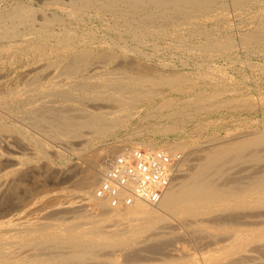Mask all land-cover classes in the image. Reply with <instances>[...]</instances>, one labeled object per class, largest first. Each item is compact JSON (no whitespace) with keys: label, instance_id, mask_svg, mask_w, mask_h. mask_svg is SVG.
Wrapping results in <instances>:
<instances>
[{"label":"bare ground","instance_id":"bare-ground-1","mask_svg":"<svg viewBox=\"0 0 264 264\" xmlns=\"http://www.w3.org/2000/svg\"><path fill=\"white\" fill-rule=\"evenodd\" d=\"M42 1L47 3L50 7L53 5L56 9H59V11H66L65 13L68 14V19L69 17L78 18L80 13L83 14V11H93L94 14H92L96 16V18L99 16L100 12H107L114 22L113 26L120 24L126 25V30L130 31L136 40H143V42L145 39H142V37H144L143 35L145 32L162 34L163 37V34H166L164 23L171 20L172 22L174 21L175 24L176 21L177 25H175V31H179L180 36L175 38L174 46L189 49L190 51H193L197 47L203 52H207L210 56H212L211 53L214 52V50L219 51L218 49L220 48L223 50V48L233 46L234 41H236L239 36H237L236 40L231 39L233 40L232 42L230 40L231 36L228 38L229 35H226L227 31L226 33L224 32L228 38H226L225 41L223 37L222 40L220 37L217 38L209 34L205 37V40L200 42L195 48L185 45V34L189 32L196 34V31L198 29L200 30L201 24L199 22L204 19L203 17L201 19V14L212 11L214 13V20H217L219 24L224 23V25H221L224 29L226 28L225 25L228 22H226L224 18L223 11L225 12V10H222V12L220 11L223 14L222 17L219 16L221 15L219 12L221 9L218 10L216 8L218 11L215 9L216 5H219V8L222 7L223 9L224 0ZM241 1L247 0H232L231 4L233 5L234 3L235 6H238L239 11L236 14L240 13V15L242 14L244 16L246 15V11L243 9V4L246 2L242 3ZM261 2L263 1L261 0ZM41 4L43 5V3ZM15 6L14 3L12 9L0 12V86L1 84L3 85L4 78L6 79L14 74V77L17 78V80L14 81L15 85L13 87L11 83L7 84L9 86H7V91H5V89L3 93H0V264H264V90L258 95L256 94L258 97L260 96V101L258 98L257 99L259 101L258 103L262 106L261 116L263 115V118H261L262 123L258 127L253 126V128L243 129L238 133L235 132V134L230 133L231 136H229V134L228 136L225 135L218 138L217 135V138L215 137L214 140L208 139V141H205L197 149H193L195 147L191 148L195 143L191 142L190 146L189 143L186 142L188 139H186V141L182 139L184 142L181 141V143L179 140H177L179 143L169 141L168 143H164L163 141L161 145H155L149 140L145 141V139L142 141L131 140L129 142L122 139L123 141L120 142L119 140V143L108 142L103 148L100 147V149H95L86 153L82 159L80 158L81 160L79 162L76 163L74 161L76 164L73 165V169L75 172L77 170L79 174L75 176L77 178L74 180L75 183L71 187L72 189H62L63 193L59 196L55 195L56 199L54 202H52L50 198L52 197L53 191L51 194L47 192L50 196L46 193L48 195H44L46 199L43 197L45 201L42 198L43 201L39 199V201L44 203H36L39 197L35 196L36 190L41 189L43 191L46 182L48 183L49 180L65 182V180L69 178V173H71L69 168L53 167L50 157H61L64 151H80V148L85 146L86 142L89 141V138L87 139L85 137V133L84 137L87 141L81 140L74 142L78 139H76V137L80 136L81 130H84L82 127L85 129L89 127V130L93 127L94 131H92L95 135L89 134L90 131H87V134L90 135V140H94L97 136L100 137L106 131L108 133V129L111 130L128 119L132 109L129 106H132L131 103L137 101L143 103V100H148L156 95L157 93H154L153 86L158 82V84H161V81H164L168 86L169 84L173 86V83L176 85V80L189 81V78H183L182 75H180L182 77L178 75L173 76V74L170 77L169 75L168 77L164 75L166 79H163V76L161 77L160 74L155 76V73V75L153 74L154 77H149L147 72L148 68L143 70L144 67H142V64L139 63L137 59L140 65L137 63L138 66L136 62H134L138 68L131 67L130 63L132 62L129 63L130 68H135L136 72L138 70L141 71H138L137 74L134 75L131 73L129 74L126 68L124 71H120L123 67L119 68L118 66H113L116 63L110 64L113 68H108V66L103 67L104 63H100V65L99 60H93L94 58L91 60L93 50L90 43L89 45L86 43L85 37L82 35V39L79 40L77 36L79 33L76 34V32H73V29L67 28L66 22L61 20L58 17L59 15L56 16L57 14L50 11V15H47L45 9V11L42 12L43 6L41 7L40 13L37 11V15V9L34 8L35 6L32 7L26 3L25 5L24 3L23 5L18 3L17 6ZM183 10H187V14L183 13V16L179 15L180 17H176V15L179 13L181 14ZM249 14L247 16L248 19H250ZM252 14L253 15L250 14V16L253 17L251 20L256 19L258 23V25L256 24L253 26L257 28L253 30L251 28L252 31L248 28V32H242L240 34V40L244 43L256 44L255 46H264V4L259 12ZM79 16L81 17V15ZM105 22H107V20H105ZM71 23L70 25L73 26ZM81 23L83 22L81 21ZM112 24L113 23L109 25L111 26ZM76 25L74 24L75 28ZM109 27L107 31L110 30ZM113 29L115 28L113 27ZM80 31L86 32L83 31L81 27ZM119 36L118 34V37ZM193 36L194 35H192V37ZM107 37L109 38V36ZM192 37L190 36L189 38L192 39ZM240 40L239 43H241ZM90 42H92L91 38ZM80 43L84 45L77 48L75 45ZM101 44L102 43H100V45ZM242 44L243 43H241V45ZM96 47L97 46H95V48ZM131 47L134 48V46ZM243 47H246L245 50H247V46ZM250 47L252 48L251 45ZM97 48H99V46ZM135 48L139 49L138 46ZM141 48L142 47H140L139 50H141ZM233 48L234 47H232V49ZM130 50H128L129 53ZM105 53L107 57V52ZM116 53L118 54V52ZM99 56L100 55L97 57L99 58ZM109 56H112V54H108V57ZM113 58L115 60L116 57ZM108 60L110 59L108 58ZM140 62L143 63L144 61ZM143 64H145V62ZM145 65L147 66V64ZM206 68L207 70L209 68L211 69V67L205 66V69ZM130 71L132 70L130 69ZM170 74H172L171 71ZM188 74L189 73H187V75ZM207 74L210 75L212 73L208 72ZM150 75L152 76V74ZM209 75H207V78ZM184 76L186 75L184 74ZM211 76L214 75H210V77ZM210 77L208 79H210ZM193 78L195 79V77ZM196 79L195 81L197 82ZM215 79L218 78L215 77L213 81ZM9 82H11V80ZM196 82L193 81V83ZM178 84L180 83H177V86H179ZM209 84L211 85V83ZM205 85H208V83ZM229 85L231 86L232 84ZM168 86L166 88H168ZM166 88L164 87L162 91ZM169 88H171V86ZM177 88H174L176 92L177 90L179 91ZM186 88L188 89V87ZM203 88H201V90ZM183 89L184 87L181 90ZM196 89H198V87ZM229 89H226L227 92H233L232 90H234V88L232 90L230 89V91ZM171 90L173 91V88ZM218 90L215 91L216 94ZM104 93H111L112 98L109 97V99H113L115 102L117 101L119 106L115 107V103L113 107L111 105L112 102H108L109 104L107 103V105L97 104L100 103V101L99 99L96 101L95 98L101 97L100 95ZM197 93H199V91ZM172 94L174 95V93ZM216 94L214 93V97H216ZM242 94H245L244 97L251 95L250 93H248V95L246 93ZM161 95L162 94H160V96ZM204 95L205 99L207 94ZM88 96H93L95 99L94 101H96L94 103L97 104L96 106L92 105L90 108L91 110L88 109L90 107V102L86 105L88 108H84V100L86 97L88 98ZM177 96L174 97L177 98ZM211 96H213V94ZM214 97H212L213 101ZM240 97H242L241 94ZM101 98L106 100L108 97L104 98L102 96ZM229 98H227V102L230 104L236 96L234 98L232 97L233 99ZM109 99L108 101H110ZM169 99L165 98L162 103L156 105L157 110H164V108L170 106L173 107L174 103H170L171 101H169ZM184 99H182V101ZM217 99L219 98L217 97ZM236 99L238 100V98ZM248 99L250 102L251 98ZM90 100L92 101L93 99ZM188 100L189 98L187 101ZM177 101H175V103ZM179 101H181V99ZM241 101L242 99L240 102ZM159 102L157 101V104ZM217 102H215V104H217ZM222 102H224V100ZM222 102L219 104L221 105ZM249 102L247 101L245 104L248 105ZM92 103L93 102H91V104ZM150 103L153 104L152 102ZM183 103H185V101ZM176 105L175 107L177 108L172 109L174 112L172 116L176 113L179 114L178 112L181 113V111L177 110L178 106ZM202 105L199 106L202 107ZM240 105H242V103ZM251 105L252 103L250 107ZM181 106L183 105L179 107ZM242 106L238 108H241L240 111H245L243 108L247 106L245 105L243 108ZM209 107L210 106L207 108ZM214 107H217V105ZM235 107L236 106L233 108ZM253 107H256V105ZM228 108L231 109V107ZM195 109L193 110L195 111ZM135 110L138 111L139 109ZM233 110L231 113H233ZM167 111H165V113ZM169 111L172 112L171 110ZM198 111L199 109L197 113ZM157 112L160 116V112ZM153 114L151 116H153ZM202 114H204V112H202ZM236 114L238 113L236 112ZM163 115L165 114H162L161 118ZM189 115L190 113L188 117L191 118L192 116L190 117ZM182 117L184 118L185 115ZM255 117L257 116L255 115ZM180 119L182 118H179V120ZM171 120L174 121L176 118ZM183 121L185 120L183 119ZM152 122L145 125L147 126L149 124L150 129H148V131L150 130V133H167L176 129V125L174 124H163L159 122V124H157ZM202 122L203 121H201V123ZM141 128L139 129L141 130ZM126 131L125 134H127ZM135 131L136 130H134V134L137 132ZM81 136L80 138L83 137ZM130 136L131 134L129 137ZM141 146H150L159 151L163 150L171 156H173V154H181L175 168L177 174L174 180L168 186L160 200L155 204L139 201L126 192L105 193L101 189L103 171L107 167L103 159L108 156L114 159L116 156H122L127 150L132 151ZM85 150H87V148ZM248 160L252 163H244L246 166L250 165L248 169H242L241 167L240 171L236 169L237 165ZM244 165H242L243 168ZM74 170H72L73 174ZM67 182L68 181H66V183ZM51 184L52 183L49 184L50 187H52ZM49 191H51V189H49ZM40 193L37 192L38 195H41ZM8 194H10L12 198L13 204H11V206L3 204L4 197ZM47 197L50 198V202ZM52 207L56 210L52 211Z\"/></svg>","mask_w":264,"mask_h":264},{"label":"rangeland","instance_id":"rangeland-1","mask_svg":"<svg viewBox=\"0 0 264 264\" xmlns=\"http://www.w3.org/2000/svg\"><path fill=\"white\" fill-rule=\"evenodd\" d=\"M16 1V0H15ZM14 0H1L0 1V12L2 11V12H5V10L7 11V10H10V9H12V7H14V3H15V5L17 6V4L19 3V4H22L23 5V3H24V5H25V3L27 4V5H29V6H32V7H34L35 9H37L36 10V15L38 14V13H40V10H41V7H42V12H44L45 10V12H46V14L48 15H50V12H52V13H55V14H57L56 16H58L61 20H63V21H65L66 22V26H67V28H71V29H73V32L75 33L76 32V34H78L77 36H78V38H79V40H81L82 39V37L84 36L85 37V39H86V43L89 45V43H90V46H91V48H92V54L93 55H91L92 57H91V60L93 59V60H99V64L101 63H104L103 64V67H106V66H108V68H110L111 66H110V64L112 65V64H114V63H116V64H114L113 66H118L119 68L120 67H123V68H121L122 70H120V71H124L125 70V68H126V70H127V72L130 74H132V75H134V74H137V72L138 71H140V70H138L137 72H136V69L135 68H130V66L131 67H136V68H138V66L140 65L139 63H141L142 64V67H144V69L143 70H146L147 68H148V70H147V72H148V75H149V77H154V75L155 76H158L159 74L161 75V77L163 76L164 78L163 79H166V77H168V75H169V77L170 76H172L173 74V76H175V75H178L179 77H182L183 76V78H185V77H188L189 79V81H178V80H176L177 82H176V85L173 83V86H172V84H169V86L166 84V82H164V81H161V84H156V85H154L153 87V90L155 91H153L154 93H157L156 95H154L152 98H150V99H148V100H143V103L141 102V101H137L138 102V104H137V102H135V103H131L132 104V106L131 105H129L132 109H131V112H130V115L128 116V119H126L123 123H121L119 126H116L115 128H113V129H111V130H109L108 129V133H109V135H108V133H107V131L103 134V135H101L100 137H101V139H100V137L99 136H97V138H95L94 140L93 139H91L90 140V135L89 134H94V129H93V127H91L90 128V130L88 129L89 127H87L86 129L84 128V127H82L84 130H81V134H80V136L82 135L83 137H84V134H85V137L89 140V141H87V139H85V137L83 138L82 136V138H80V136H77L76 137V139L77 140H75L74 142H77V141H87L86 142V145L85 146H83V147H81L80 148V151L79 150H76V151H64V153L61 155V157H56V156H52V157H50L51 158V164H52V166L54 167L55 166V168H57V166H58V168L60 167V168H62V167H66V168H69V171L71 172V173H69V178L68 179H66L65 180V182H60V181H56V180H49L48 181V183L46 184L45 183V187H44V189H43V191L41 190V189H39V190H36V194H35V196L36 197H38L37 198V201H36V203L38 204L39 202L40 203H42L41 201H45V199H46V197L45 196H50V194L52 193V191H53V194H52V197H50L51 198V200H52V202H54L55 201V199H56V196H59L61 193H63V190L62 189H70L72 186H73V184L75 183L74 182V180L77 178V177H75V176H78V174L79 173H77V170H76V172H75V170L73 169V165H75L77 162H79L83 157H84V155L86 154V153H88V152H90V151H92V150H95V149H100V147L101 148H103V146L104 145H106V144H108V142L110 143H119V140H120V142L121 141H123V140H125V141H142V140H144L145 139V141H151L153 144H157V145H161V144H163V141H164V143H168V141L169 142H173V143H179V141H180V143H181V141L182 142H184V141H186V139H188L186 142H188L189 143V145L191 144V142L192 143H195L194 145H196V146H191V148H193V147H195V148H193V149H197V148H199L200 147V145H202L205 141H208V139L210 140H214L215 139V137L217 138V135H218V138H220V136L222 137V136H225V135H229L230 133H234L235 134V132L236 133H238V132H240V131H242L243 129L245 130V129H250V128H253V126L254 127H258V126H260L261 125V123H262V119L261 118H263V115L261 116V114H262V112H261V105H260V103H258L259 101H260V99H259V97L257 96L262 90H264V46H260V45H257V46H255L256 44H248V42L247 43H244V42H242V40H240V34L242 33V32H244V33H246V32H248L249 30H251V28H252V30L253 29H255V28H257L256 26H253V25H258V23H257V20L256 19H252L251 20V18H253L252 16H250V14L251 15H253L252 13H254L255 14V12L257 13V12H259L261 9H262V5L264 4L263 2H264V0H262L263 2H261V0H247V1H241L242 3H244V2H246V3H244L243 4V9L246 11V15H240V13L239 14H236V13H238V6H235L234 5V3H233V5L231 4L232 2V0H224L225 2H224V6H225V8H224V6H223V9H222V7L221 8H219V5H216L215 6V9L217 8L218 10L219 9H221V10H219V12L221 11L222 12V10H225V12L223 11V13H224V18L226 19L225 21L226 22H228V23H226V25H225V29L223 28V26L222 25H224V23H218V21L217 20H214V13L212 12V11H210V12H208V13H204V14H201L202 16H200L201 17V19H202V17L204 18V19H200L201 21L199 22L200 24H201V26H200V30L198 29L197 31H196V34L195 33H191V32H189L188 34H185V36H184V41H185V45H187L188 47L190 46H192V47H196V46H198V44L200 43V42H202L203 40H205V37H207V35H214V37H217V38H224V41L226 40V38H227V36H228V38L231 36V38H230V40L231 39H234V40H236V38H237V36H238V38H237V40L236 41H234V43H233V46H231V47H227V48H223V50H222V48H220V49H218L219 51H217V50H214V52H212L211 53V55L212 56H210L207 52L205 53V52H203L201 49H199V48H195L193 51H190L189 49H185V48H182V47H175L174 46V40H175V38L176 37H178V36H180L179 34H180V32L178 33L177 31H175V25H177V22L175 21V24H174V21L172 22L171 20L170 21H168V22H165L164 24H165V29H166V34H163V37H162V34H156V33H153V34H155V35H153V34H151V32H145V34L143 35L144 37H142V39H145L144 40V42H143V40L142 41H140V40H136L134 37H133V35L130 33V31H128V30H126V25H122V24H120V25H116V26H113L114 25V22L112 21V19L110 18V14H108L107 12H100L99 13V16H97V18H96V16H93V14H94V12L93 11H91V10H89V11H83V14L82 13H80L79 15H81V17L78 15V18L76 17V18H70L69 17V19H68V14L67 13H65L66 11H63V10H60L59 11V9H56L53 5L50 7V6H48L47 5V3H44L42 0H29V1H27V0H17L16 2H15ZM22 1V2H21ZM42 1V2H41ZM44 1H49V0H44ZM59 1H63V0H59ZM65 1V0H64ZM220 1V0H219ZM218 1V2H219ZM228 1V2H227ZM252 1V2H251ZM4 4H3V3ZM260 2V3H259ZM11 3V4H10ZM38 3V4H37ZM41 3H43V5L41 4ZM226 3V4H225ZM253 3H255V4H253ZM45 4H46V6H45ZM253 6H252V5ZM258 6H257V5ZM261 4V5H260ZM4 7H3V6ZM227 5V6H226ZM9 6V7H8ZM15 6V7H16ZM40 6V7H39ZM46 8H45V7ZM218 6V7H217ZM233 6H235V7H233ZM245 6H247V7H245ZM260 6V7H259ZM7 7H8V9H7ZM50 7V8H49ZM228 7V8H227ZM258 7V8H257ZM2 8V9H1ZM40 8V9H39ZM254 8V9H253ZM45 9V10H44ZM54 9H56V10H54ZM216 9V10H217ZM234 9V10H233ZM217 10V11H218ZM236 10H237V12H236ZM255 10V11H254ZM37 11H39L38 13H37ZM50 11V12H49ZM53 11H55V12H53ZM184 11V10H183ZM182 11V13L180 14H178V15H176V17L177 16H183L184 14H187V10L186 11H184L183 12ZM247 11H248V13H247ZM62 12V13H61ZM84 12H86V13H84ZM186 12V13H185ZM220 12V13H221ZM228 12V13H227ZM251 12V13H250ZM51 13V14H52ZM93 13V14H92ZM184 13V14H183ZM210 13V14H209ZM219 13V14H220ZM250 13V14H249ZM54 14V15H55ZM103 14V15H102ZM183 14V15H182ZM225 14H227V15H225ZM235 14V15H234ZM248 14H249V18L250 19H248ZM88 15H90V16H88ZM101 15V16H100ZM223 14L221 13V15H219V16H222ZM240 16V19H239V16ZM64 16H65V18H64ZM88 16V17H87ZM93 16V17H92ZM179 16V17H180ZM208 16V17H207ZM238 16V17H237ZM107 17V18H106ZM206 17V18H205ZM223 17V16H222ZM242 17V18H241ZM246 17V18H245ZM91 20H90V19ZM80 19V20H79ZM87 19V20H86ZM96 19V20H95ZM176 19H179V18H176ZM241 19H243V20H241ZM247 19V20H246ZM74 20V21H73ZM77 20H78V22H80V23H78L77 22ZM85 20V21H84ZM89 20V21H88ZM97 20H99V21H97ZM105 20H107V22H105ZM173 20V19H172ZM227 20H229V21H227ZM239 20V21H238ZM69 21H70V23L74 26V24L76 25V23H77V25H76V28H75V26L73 27V26H71L70 25V23H69ZM76 21V22H75ZM81 21L83 22V23H81ZM95 21H96V23H95ZM112 21V22H111ZM203 21V22H202ZM87 24H86V23ZM101 22H102V24H101ZM172 22V23H171ZM215 22V23H214ZM243 22H244V24H243ZM248 22V23H247ZM250 22V23H249ZM89 23H90V25H89ZM94 25H93V24ZM105 23H109V24H111V23H113L111 26L108 24V26H107V24H105ZM168 23V24H167ZM217 23V24H216ZM68 24H69V26H68ZM79 24H80V26H79ZM83 24V25H82ZM173 24V25H172ZM200 24H197V25H200ZM222 24V25H221ZM242 24V25H241ZM100 26V28H99V26ZM102 25V26H101ZM170 25V26H169ZM214 25H216V26H214ZM220 25V26H219ZM245 25V26H244ZM249 25V26H248ZM88 26V27H87ZM95 26V27H94ZM105 26H107V27H104ZM110 26V27H109ZM134 26V25H133ZM168 26V27H167ZM214 26V27H213ZM221 26H222V28H221ZM227 26H229V27H227ZM251 26V27H250ZM80 27H81V29H83V31H86V32H82V31H80ZM110 28V30H108L107 31V28ZM113 27L115 28V29H113ZM119 27V28H118ZM219 27V28H218ZM95 28V29H94ZM98 28V29H97ZM125 28V29H124ZM208 28H210V29H208ZM248 28H249V30H248ZM114 30V32H113V30ZM221 29V30H220ZM227 29H229V30H227ZM76 30V31H75ZM78 30H79V32H78ZM89 30H90V32H89ZM92 30V31H91ZM94 30V31H93ZM101 30V31H100ZM112 30V31H111ZM207 30V31H206ZM217 30V31H216ZM225 30V31H224ZM247 30V31H246ZM251 30V31H252ZM171 31V32H170ZM193 31V30H192ZM228 31V32H227ZM176 32V33H175ZM212 32V33H211ZM222 32V33H221ZM227 32V36L225 35V33ZM61 33V32H60ZM80 33H82V34H80ZM84 33V34H83ZM87 33H88V35H87ZM100 33V34H99ZM102 33V34H101ZM104 33H106V34H104ZM121 33V34H120ZM229 33V34H228ZM239 33V34H238ZM98 34V35H97ZM118 34L120 35L119 37H118ZM129 34V35H128ZM147 34V35H146ZM190 34H192V35H194L193 37H192V35H190ZM219 34V35H218ZM221 34H222V36H221ZM224 34V35H223ZM81 37H80V36ZM83 35V36H82ZM86 35V36H85ZM103 35V36H102ZM105 35V36H104ZM111 35V36H110ZM156 35H158V36H156ZM161 37H160V36ZM169 35V36H168ZM187 35V36H186ZM192 37V39L191 38H189L190 36ZM198 35V36H197ZM94 36H95V38H94ZM100 36V37H99ZM107 36H109V38L107 37ZM130 36V37H129ZM153 36V37H152ZM166 36V37H165ZM182 36V35H181ZM86 37H88V38H86ZM99 37V38H98ZM104 37V38H103ZM114 37V38H113ZM116 37V38H115ZM128 37V38H127ZM233 37V38H232ZM90 38H91V41L92 42H90ZM106 38H108V39H106ZM123 40H122V39ZM125 38V39H124ZM130 38H132V39H130ZM189 38V39H188ZM223 38H222V40H223ZM227 38V39H228ZM98 39H100V40H97ZM102 39V40H101ZM115 39V40H114ZM128 39V40H127ZM130 39V40H129ZM186 39V40H185ZM191 39V40H190ZM195 39V40H194ZM89 40V41H88ZM132 40V41H131ZM239 40L241 41V43H243L242 45L243 46H247V50H245L246 49V47H243L242 45H241V43H239ZM88 41V42H87ZM105 43H104V42ZM124 41V42H123ZM232 42H233V40H231ZM125 42H126V44H125ZM148 42V43H147ZM194 42V43H193ZM235 42H237V43H235ZM100 43H102L101 45H100ZM104 43V44H103ZM110 45H109V44ZM120 45H119V44ZM137 43V44H136ZM142 45H141V44ZM82 43H80V44H76L75 46L77 47V48H79V46L80 47H82L84 44H82ZM86 44V45H87ZM97 44V45H96ZM107 44V45H106ZM117 44V45H116ZM124 44H125V46H124ZM128 44V45H127ZM173 44V45H172ZM191 44V45H190ZM234 44H235V46H234ZM248 44V45H247ZM99 46V48H95V46ZM111 45H113V46H111ZM141 45V46H140ZM250 45L252 46V48L250 47ZM110 46V47H109ZM131 46H134V48L133 47H131ZM138 46V48L140 49V47H142L141 48V50H139V49H137V48H135V47H137ZM260 46V47H259ZM108 47V48H107ZM113 47V48H112ZM114 47H115V49H114ZM117 47V48H116ZM119 47V48H118ZM125 47V48H124ZM127 47V48H126ZM232 47H234L233 49H232ZM259 47V48H258ZM263 47V48H262ZM94 48V49H93ZM121 48V49H120ZM182 48V49H181ZM122 49H123V51H122ZM126 49H128V50H130V53L128 52V50H126ZM180 49V50H179ZM226 49H229V50H226ZM263 50V51H260V50ZM104 50V51H103ZM114 50H115V52H114ZM119 50V51H118ZM133 50V51H132ZM160 50V51H159ZM195 50H196V52H195ZM199 51V53H198V51ZM220 50H221V52H220ZM97 51V52H96ZM110 51H113V52H110ZM132 51V52H131ZM141 51V52H140ZM179 51V52H178ZM181 51V52H180ZM185 53H184V52ZM201 51H202V53H201ZM226 51V52H225ZM99 52V53H98ZM105 52H107V57H106V53ZM116 52H118V54L116 53ZM120 52V53H119ZM143 52V53H142ZM218 52V53H217ZM235 52V53H234ZM251 52V53H250ZM254 52V53H253ZM115 53V54H114ZM220 53V54H219ZM221 53H223V54H221ZM250 53V54H249ZM108 54H112V56H109L108 57ZM117 54V55H116ZM140 54H141V56H140ZM98 55H100L99 56V58L97 57ZM129 55V56H128ZM148 55V56H147ZM95 56H96V58H95ZM112 57V58H111ZM113 57H116L115 58V60H114V58ZM120 57V58H119ZM124 57V58H123ZM126 57V58H125ZM180 57V58H179ZM199 57V58H198ZM212 57V58H211ZM237 57V58H236ZM108 58L110 59V60H108ZM121 58H123V59H121ZM101 59V60H100ZM124 59H126V60H124ZM138 60V62H137V60ZM140 59V60H139ZM235 59V60H234ZM122 60V61H121ZM124 60V61H123ZM109 61V62H108ZM119 61H121V62H119ZM127 61V62H126ZM136 62V64L138 65V66H136V64H135V62ZM140 61H144L145 62V64H147V66L145 65V64H143L142 62H140ZM108 62V63H107ZM126 62V63H125ZM130 62H132V63H130ZM119 63H121V64H119ZM129 63L131 64L130 66H129ZM134 63V64H133ZM216 63V64H215ZM253 63V64H252ZM262 63V64H261ZM100 64V65H101ZM120 66H119V65ZM128 64V65H127ZM186 64V65H185ZM219 64V65H218ZM144 65V66H143ZM149 65V66H148ZM194 65V66H193ZM198 65H200V66H198ZM208 65V66H207ZM255 65V66H254ZM113 66L111 67V68H113ZM205 66L206 67H211V69L209 70H207V68L205 69ZM213 66V67H212ZM128 67V68H127ZM141 67V66H140ZM146 67V68H145ZM118 68V69H119ZM156 68V69H155ZM200 68V69H199ZM203 68V69H202ZM130 69L132 70V71H130ZM139 69H141V68H139ZM197 71H196V70ZM214 69H215V71H214ZM260 69H263V70H260ZM135 70V71H134ZM153 71V73H152V71ZM192 70V71H191ZM200 70V71H199ZM207 70V71H206ZM150 71V72H149ZM170 71H171V73L172 74H170ZM177 71H178V73H177ZM189 71V72H188ZM141 72V71H140ZM191 72V73H190ZM212 73V74H210V75H214L216 78H218V79H215L214 81H213V79L215 78L214 76H211L210 77V75L209 74H207V73ZM218 72V73H217ZM224 72V73H223ZM263 72V73H262ZM152 74V76L150 75V74ZM155 73V74H154ZM183 73V74H182ZM187 73H189L188 75H187ZM199 73H201V74H199ZM215 73H216V75H215ZM219 73H220V75H219ZM222 73V74H221ZM154 74V75H153ZM163 74V75H162ZM184 74L186 75V76H184ZM193 74V75H192ZM204 74V75H203ZM15 75V74H14ZM14 75L13 76H9L8 78H4L3 80H4V82H3V85L1 84V86H0V93H3L4 92V90L5 91H7V84H10L11 83V86L13 87L14 85H15V82L14 81H16L17 80V78H15L14 77ZM166 77H165V76ZM180 75H182V76H180ZM196 75V76H195ZM198 75V76H197ZM206 75V76H205ZM207 75H209L208 76V78L210 77V79H208L207 78ZM192 76V77H191ZM201 76H204V77H201ZM218 76V77H217ZM221 76V77H220ZM223 76V77H222ZM228 76V77H227ZM229 76H232V77H229ZM193 77H195V79L197 80V82L195 81V79L193 78ZM220 77V78H219ZM227 77V78H226ZM259 77V78H258ZM224 80H223V79ZM229 78V79H228ZM182 79V78H181ZM193 79V80H192ZM199 79V80H198ZM202 79V80H201ZM206 79H208V80H206ZM212 79V80H211ZM227 79H228V81H227ZM252 79V80H251ZM11 80V82H9ZM204 80V81H203ZM217 80H218V82H217ZM191 81H192V83H191ZM193 81L194 82H196V83H193ZM225 81V82H224ZM232 81V82H231ZM182 82V83H181ZM202 82H203V84H202ZM216 84V82H217V84L215 85L214 83ZM177 83H180V84H178L179 86H177ZM197 83H201L200 85L199 84H197ZM207 84L208 83V85H205V84ZM209 83H211V85L209 84ZM224 85H223V84ZM236 83V84H235ZM164 84V85H163ZM185 84V85H184ZM187 84V85H186ZM192 84V85H191ZM196 84V85H195ZM229 84H232L231 86L229 85ZM5 85V86H4ZM168 86V88L171 86V88H166L167 86ZM175 85V86H174ZM181 85H182V87H181ZM189 85V86H188ZM191 85V86H190ZM194 85V86H193ZM202 85V86H201ZM226 85H228V86H226ZM235 85H236V87H235ZM4 86V87H3ZM203 86H204V88H203ZM223 86V87H222ZM225 86V87H224ZM9 87V86H8ZM164 87L166 88L165 90L167 91H165V90H163L162 91V89H164ZM178 87V88H177ZM184 87V91L183 90H181L182 88ZM186 87H188V89L186 88ZM194 87V88H193ZM198 87V89H196ZM216 87V88H215ZM218 87H219V90H218ZM234 88V90H232L233 88ZM256 87V88H255ZM258 87V88H257ZM157 88H158V90H157ZM173 88V91L171 90ZM177 88V89H179V91L177 90V92L175 91V89ZM181 88V89H180ZM193 88V89H192ZM201 88H203L202 90H201ZM218 90V92H217V94H216V90ZM224 88V89H223ZM231 89L233 92H227V90L226 89ZM156 89V90H155ZM160 89V90H159ZM230 89H229V91H230ZM260 91H259V90ZM190 92H189V91ZM204 90V91H203ZM206 90H207V92H206ZM212 90H214V91H212ZM220 90H222V91H220ZM224 90V91H223ZM225 90H226V92H225ZM235 90H237V91H235ZM257 90V91H256ZM160 92V93H158V92ZM169 91V92H168ZM180 91H182V92H180ZM187 91V92H186ZM193 91V92H192ZM199 91V93H197ZM208 91H210V92H208ZM211 91H212V94H213V96H211L212 94H211ZM221 92V94H220V92ZM245 91H247V92H245ZM183 92H184V94H183ZM196 92V93H195ZM216 94V97H214L215 95H214V93ZM223 92H224V94H223ZM246 93L247 95H248V93H250L251 95L250 96H245L244 97V95L245 94H242V93ZM257 92V93H256ZM169 93V94H168ZM172 93H174V95L172 94ZM178 93V94H177ZM195 95H194V94ZM201 93V94H200ZM211 95H210V94ZM228 93V94H227ZM231 95H230V94ZM110 94V95H109ZM160 94H162L161 96H160ZM184 96H182V95ZM204 94H207L206 95V97H205V99H204ZM227 94V95H226ZM239 94V95H238ZM240 94L242 95V97H240ZM257 94V95H256ZM105 95V96H104ZM158 95V96H157ZM173 95V96H172ZM178 95V96H177ZM188 95V96H187ZM203 97H202V96ZM208 95H210V96H208ZM220 95V96H219ZM224 95H226V96H224ZM242 99V101L240 102V98L238 97V96ZM101 97L103 96L104 98L106 97H108L106 100L105 99H102L101 97H96L95 99H96V101H98V99H99V101H100V103H97V104H104V105H107V103L108 102H112L111 103V105L114 107V104L116 105L115 107H118L119 106V104H117V101L115 102V100H113V99H109V97L110 98H112V95H111V93H104V94H102V95H100ZM166 96V97H165ZM168 96H170V97H168ZM171 96H172V98H171ZM174 96H177V98H175ZM193 96V97H192ZM196 96H197V99L199 98V96H200V98L197 100L196 99ZM208 96V97H207ZM230 96H232L233 98L236 96V98H238V100L235 98L234 100H235V102H234V100H232L231 102H230V104L227 102V98H229ZM257 96V97H256ZM155 97V98H154ZM161 97V98H160ZM211 99H210V98ZM212 97H214V101L212 100L213 98ZM217 97L219 98V99H221L222 101L224 100V102H222L221 100H219V99H217ZM224 97H226V98H224ZM232 97H230L229 99H233ZM254 97H255V99H254ZM159 98V99H158ZM165 98H170L169 99V101H171L170 103H174L175 105H176V103L181 99V101H182V99H184L182 102L181 101H179L178 102V104L176 105V106H178V109L177 110H179V111H181V113L180 112H178L179 114H175V115H173L172 116V114L174 113L173 111H172V109L173 108H177V107H175V105L173 104V107L172 106H170V107H166V108H164V110H157V106L156 105H159L160 103H162L163 101H164V99ZM189 98V100L187 101V99ZM191 98H192V100H194V101H192L191 100ZM193 98H195V99H193ZM202 98V99H201ZM243 98H244V100H243ZM248 98H251L250 100L251 101H253V102H249V99ZM259 99V101H258V99ZM90 99H93L92 101L90 100ZM94 99V97L92 96H88V98L86 97L85 98V100H84V108H88V106H86V105H88V103L90 104V107L88 108V109H90L91 107H92V105L93 106H96L97 104H95L94 102H96V101H94L95 100ZM108 99L110 100V101H108ZM160 99H162V100H160ZM172 99H173V102H172ZM176 99V100H175ZM179 99V100H178ZM209 99V100H208ZM216 99V100H215ZM246 99V100H245ZM256 100V101H254V100ZM90 100V101H89ZM102 100V101H101ZM155 100H157L159 103L157 104V101H155ZM178 100V101H177ZM213 102H212V101ZM239 101V102H237V101ZM103 101H104V103H103ZM175 101H177L176 103H175ZM185 101V103H183ZM197 103H196V102ZM201 103H200V102ZM209 101H210V103H209ZM218 101V102H217ZM244 101V102H243ZM247 101L249 102V106L247 105V104H245V103H247ZM91 102H93L92 104H91ZM150 102H152L153 104H151ZM198 102H199V104H198ZM212 102V103H211ZM215 102H217V104H215ZM220 102H222V104L220 105L219 103ZM228 104H227V103ZM150 103V104H149ZM188 104V106H187V104ZM196 103V104H195ZM224 103V104H223ZM242 103V105L243 106H247V107H245V108H243V106L242 105H240ZM252 103V105L253 106H255L256 105V107H253L252 105H251V107H252V109H251V107H250V104ZM257 103V104H256ZM109 104V103H108ZM135 104V105H134ZM145 104H147V105H145ZM203 104V105H202ZM208 104V105H207ZM210 104V105H209ZM212 104V105H211ZM219 104V105H218ZM235 104V105H234ZM238 104V105H237ZM149 105H152V106H149ZM180 105H183V106H181V107H179ZM186 105V106H185ZM197 105V106H196ZM199 105H202V107L201 106H199ZM217 105V107H214V106H216ZM258 105V106H257ZM134 106V107H133ZM136 106V107H135ZM156 106V107H155ZM199 106V107H198ZM208 106H210L209 108H207ZM218 106H219V108H218ZM223 106V107H222ZM234 106H236L237 108L238 107H241L242 106V108L243 109H245V111L243 110V111H240L241 110V108L239 109L238 108V110H237V108L235 107V108H233ZM260 106V107H259ZM153 107H155V108H153ZM184 107V108H183ZM196 109H195V108ZM200 107H201V109H200ZM205 107V108H204ZM226 107H227V109H226ZM228 107H231V109L230 108H228ZM141 108V109H140ZM143 108V109H142ZM147 108H152L151 110L150 109H147ZM183 108V109H182ZM204 108V109H203ZM247 108V109H246ZM256 108V109H255ZM135 109H139L138 111H136ZM193 109H195V111L193 110ZM199 109V111H198V113H197V110ZM225 109V110H224ZM234 109V110H233ZM251 109V110H250ZM254 109H255V111H254ZM91 110V109H90ZM142 110V111H141ZM146 110V111H145ZM149 110V111H148ZM153 110H155V111H153ZM159 111L160 112V114L162 115V114H165V115H163L162 116V118H161V115L159 116V113L157 112V111ZM169 110H171L172 112H168ZM188 110H189V112H188ZM191 110H193V111H191ZM228 110V111H227ZM232 110H233V113H231L232 112ZM235 110H237V111H235ZM249 110V111H248ZM136 111V112H135ZM165 111H167L166 113H165ZM206 111V112H205ZM258 111H259V113H258ZM147 112H148V114H147ZM156 112V113H155ZM183 112V113H182ZM193 112V113H192ZM195 112V113H194ZM202 112H204V114H202ZM225 112V113H224ZM230 112V113H229ZM236 112L238 113V114H236ZM249 112V113H248ZM261 112V113H260ZM133 115H132V114ZM135 113V114H134ZM143 115H142V114ZM150 113H154L153 114V116H151L152 114H150ZM158 113V114H157ZM168 113V114H167ZM170 113V114H169ZM187 113V114H186ZM190 113V117L191 118H189L188 117V114ZM197 113V114H196ZM202 115H201V114ZM138 114V115H137ZM156 114H157V116H156ZM192 114V115H191ZM200 114V115H199ZM236 114V115H235ZM137 115V116H136ZM147 115H150V116H147ZM171 115V116H170ZM181 115V116H180ZM185 115V117L183 118L182 116H184ZM195 115V116H194ZM226 115H227V117H226ZM228 115H230V116H228ZM238 115V116H237ZM243 115V116H242ZM255 115L257 116V117H255ZM144 117V118H142V117ZM187 116V117H186ZM220 116V117H219ZM251 116V117H250ZM139 117H141V118H139ZM146 117V118H145ZM149 117V118H148ZM154 117V118H153ZM160 117V118H159ZM166 117V118H165ZM168 117V118H167ZM173 117V118H172ZM177 117H178V119H177ZM244 117V118H243ZM248 117V118H247ZM136 118V119H135ZM148 118V119H147ZM159 118V119H158ZM176 118V120H171V119H175ZM179 118H182V119H180L179 120ZM218 118V119H217ZM222 118V119H221ZM226 118V119H225ZM252 118V119H251ZM165 119V120H164ZM169 119V120H168ZM183 119L185 120V121H183ZM211 119V120H210ZM259 119V120H258ZM128 120V121H127ZM131 120V121H130ZM140 120V121H139ZM147 120H148V122H147ZM162 122H161V121ZM177 120H179V121H177ZM252 120V121H251ZM254 120V121H253ZM133 121H134V123H133ZM138 121V122H137ZM143 121V122H142ZM153 121V122H152ZM165 121V122H164ZM172 121V122H171ZM182 121H183V123H182ZM201 121H203L202 123H201ZM243 121H245V122H243ZM259 121V122H258ZM133 124H131V123ZM157 123V124H159V123H168V124H174V125H176V129L175 130H173V131H169V132H167V133H159V132H157L156 134L154 133V132H152V133H150L149 131H148V129H150V126H149V124L147 125V126H149V127H147V126H145L147 123ZM159 122V123H158ZM181 122V123H180ZM187 122V123H186ZM200 122V123H199ZM138 123V124H137ZM177 123V124H176ZM243 123V124H242ZM248 123V124H247ZM124 124V125H123ZM130 124V125H129ZM137 124V125H136ZM183 124H184V126H183ZM200 124V125H199ZM121 125H123V126H121ZM143 125H144V127L145 128H147V129H145L144 127H143ZM197 125V126H196ZM236 125V126H235ZM124 126H126V127H124ZM182 126V127H181ZM204 126V127H203ZM251 126V127H250ZM119 127H120V129H119ZM122 127V128H121ZM136 127V128H135ZM142 127V128H141ZM181 127V128H180ZM196 127V128H195ZM200 127V128H199ZM129 128V129H128ZM137 128H138V130H137ZM139 128H141V130L139 129ZM144 128V129H143ZM180 129V130H179ZM189 129V130H188ZM192 129V130H191ZM197 129V130H196ZM93 130V131H92ZM123 130V131H122ZM127 130V131H126ZM131 130V131H130ZM133 130V131H132ZM134 130H136L135 132V134H134ZM143 130V131H142ZM178 130V131H177ZM89 132V134H87L88 132ZM91 131H92V133H91ZM125 131H126V133L127 134H125ZM148 131V132H147ZM194 131V132H193ZM111 132H113V133H111ZM121 132V133H120ZM143 132H145V133H143ZM83 133V134H82ZM124 135H123V134ZM133 133V134H132ZM139 133H141V134H139ZM172 133H173V135H172ZM179 133V134H178ZM185 133V134H184ZM190 133V134H189ZM214 133V134H213ZM111 134V135H110ZM131 134V136L129 137V135ZM148 134V135H147ZM183 134V135H182ZM87 135H88V137H87ZM95 135V134H94ZM142 135H143V137H142ZM161 135V136H160ZM181 135V136H180ZM93 136V135H92ZM113 136V137H112ZM123 136H125V137H123ZM140 137V139H139V137ZM157 136V137H156ZM159 136V137H158ZM169 136V137H168ZM172 136V137H171ZM229 136H231V134L229 135ZM102 137H103V140H102ZM111 137V138H110ZM119 137V138H118ZM121 137V138H120ZM128 137H129V139H128ZM148 137H149V139H148ZM193 137V138H192ZM211 137V138H210ZM135 138V139H134ZM147 138V139H146ZM155 140H154V139ZM161 138V139H160ZM106 139V140H105ZM123 139V140H122ZM163 139V140H162ZM171 139V140H170ZM184 141H183V140ZM190 139V140H189ZM197 139V140H196ZM207 139V140H206ZM174 140V141H173ZM177 140H179L178 142H177ZM197 142H196V141ZM104 141V142H103ZM115 141V142H114ZM91 142V143H90ZM102 142V143H101ZM157 142V143H156ZM160 142V143H159ZM198 142H199V146H198ZM89 143V144H88ZM94 143V144H93ZM172 143V144H173ZM91 144V145H90ZM92 144H93V146H92ZM102 144V145H101ZM89 145V146H88ZM95 145V146H94ZM87 146V147H86ZM99 146V147H98ZM92 149H91V148ZM98 147V148H97ZM87 148V150H85ZM188 148H189V146H188ZM84 149V150H83ZM250 149H252V148H250ZM68 152V153H67ZM82 152V153H81ZM84 152V153H83ZM78 154V155H77ZM66 157H65V156ZM75 155V156H74ZM82 155V156H81ZM68 156H69V158H68ZM106 156V155H105ZM104 156V157H105ZM63 157V158H62ZM109 157V156H108ZM108 157H106V158H104L103 159V161H105V163L107 164V161H108V159H111L110 157L108 158ZM65 158V159H64ZM81 158V159H80ZM108 158V159H107ZM62 160H63V162H62ZM65 160V161H64ZM69 160V161H68ZM78 160V161H77ZM112 160V159H111ZM53 161V162H52ZM58 161V162H57ZM76 163H75V162ZM245 162H249V160L248 161H243L240 165H237V170H239L240 171V167L242 168V169H248L249 168V166L250 165H248V166H246V165H244V163ZM59 163H61V164H59ZM66 165H65V164ZM70 163H71V165H70ZM246 163V164H247ZM249 163H251V162H249ZM55 164V165H54ZM63 164V165H62ZM252 164V163H251ZM62 165V166H61ZM242 165H244V168H243V166ZM69 166V167H68ZM254 166V165H253ZM241 169V170H242ZM72 170H74V174H73V171ZM71 175H73V176H71ZM66 181H68L67 183H66ZM50 183H52L51 184V186L54 188H52V187H50L49 186V184ZM64 183H66V184H64ZM46 186H48V187H46ZM50 187V188H49ZM49 189H51V191H49ZM72 189V188H71ZM45 190V191H44ZM62 190V191H61ZM34 192V191H33ZM37 192L38 193H40V192H43V193H40L41 195H38L37 194ZM50 192V194H48V193ZM48 195H47V194ZM34 194V193H33ZM45 195V196H44ZM56 195V196H55ZM9 196H10V194H8L7 196H5L4 197V200H3V204H7L6 206H11V204H13V202H12V198H11V196H10V199H9ZM36 197H35V199H36ZM45 199H44V198ZM43 200H42V199ZM47 198H49V197H47ZM50 198H49V202H50ZM39 199H41V201H39ZM46 200V201H47ZM6 202V203H5ZM11 202V203H10ZM44 203V202H43ZM42 203V204H43ZM9 204V205H8ZM51 210L52 211H55L56 209L55 208H51Z\"/></svg>","mask_w":264,"mask_h":264},{"label":"built area","instance_id":"built-area-1","mask_svg":"<svg viewBox=\"0 0 264 264\" xmlns=\"http://www.w3.org/2000/svg\"><path fill=\"white\" fill-rule=\"evenodd\" d=\"M180 157L150 146L127 150L107 161L101 189L105 193L126 192L139 201L155 204L174 180Z\"/></svg>","mask_w":264,"mask_h":264}]
</instances>
